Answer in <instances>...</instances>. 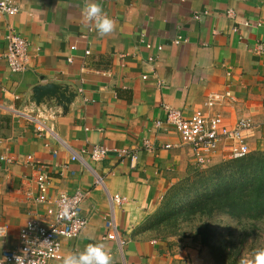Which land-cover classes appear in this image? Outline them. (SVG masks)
<instances>
[{
    "label": "crops",
    "instance_id": "crops-1",
    "mask_svg": "<svg viewBox=\"0 0 264 264\" xmlns=\"http://www.w3.org/2000/svg\"><path fill=\"white\" fill-rule=\"evenodd\" d=\"M93 2L114 22L111 34L99 37L84 19V7ZM8 31L29 44L23 73L10 72L4 59L2 35ZM259 44L264 0H22L18 14H0V158L11 159L0 160V224L7 227L0 252L17 247L27 221L45 223L46 206L35 203L33 181L44 172L50 200L89 193L82 206L85 230L61 241V258L52 264L88 244H102L111 264H210L196 246L141 232L168 190L194 167L191 151L179 146L165 123V109L186 118L199 111L218 114L227 127L251 119L257 130L250 153L264 151V54L254 51ZM40 86L52 87L37 106L31 101ZM224 92L229 99L204 106L208 95ZM94 146L107 149L102 161L90 159ZM121 149L136 154L134 168L129 158L117 157L114 150ZM219 161L216 156L212 165ZM115 195L123 198L114 206L122 245L104 239L109 197Z\"/></svg>",
    "mask_w": 264,
    "mask_h": 264
},
{
    "label": "built area",
    "instance_id": "built-area-1",
    "mask_svg": "<svg viewBox=\"0 0 264 264\" xmlns=\"http://www.w3.org/2000/svg\"><path fill=\"white\" fill-rule=\"evenodd\" d=\"M21 1L0 0V14L8 17L18 14L21 10ZM226 16L233 19L234 12L228 10ZM197 18L195 16V19ZM243 24L245 27L250 25L249 22ZM2 39L6 46L4 59L10 72L23 73L29 64L28 42L13 31L4 33ZM179 42V39L175 41V43ZM71 50H75V47H71ZM254 51L256 54H264V45H257ZM85 54H89V51H86ZM142 78L145 79L146 77ZM229 98V92L208 95L204 106L213 108ZM165 111V123L171 126L178 135L179 146H185L191 151L193 164L198 169L211 166L216 156L220 158L219 162H226L241 159L250 153L249 141L254 138L257 130L256 124L251 119L240 118L234 126L227 127L218 114L205 115L199 111L186 118L178 110L166 108ZM161 125V121L155 123L156 127ZM36 129L39 132L42 131L40 123ZM144 147L151 150L147 141L144 142ZM175 147L178 145H165L164 149ZM114 152L119 159L129 158L131 167H135L136 154L123 149L114 150ZM106 155L107 149L103 147L94 146L90 151V159L94 162L102 161ZM55 156L56 152L54 151L52 157L55 158ZM76 158L73 155L71 160L75 161ZM27 159L31 160V157L28 156ZM0 160L11 163V159L5 157H1ZM33 181L37 190V195L34 197L35 203L46 206L45 223H40L37 220L26 222L19 232L17 247L0 252V255L7 258L6 264H15L14 258L26 250V264H52L61 258V241L79 237L88 224L87 217L82 214V206L89 198L88 192L77 190L72 194L60 193L50 200L47 196L49 186L47 174L39 172L33 177ZM95 184H102V179L99 176L96 177ZM28 196L32 199L31 193ZM122 201L123 198L117 195L109 197L110 213L104 220V228L106 229L104 239L116 241L119 245H122L123 242L117 236L114 206L121 205ZM6 233L7 227L0 224V238H4Z\"/></svg>",
    "mask_w": 264,
    "mask_h": 264
},
{
    "label": "trees",
    "instance_id": "trees-1",
    "mask_svg": "<svg viewBox=\"0 0 264 264\" xmlns=\"http://www.w3.org/2000/svg\"><path fill=\"white\" fill-rule=\"evenodd\" d=\"M209 167L193 168L171 187L141 232L162 240L189 238L207 249L213 264H244L242 246L264 222V151ZM222 215L240 227L237 243L211 228Z\"/></svg>",
    "mask_w": 264,
    "mask_h": 264
},
{
    "label": "clouds",
    "instance_id": "clouds-1",
    "mask_svg": "<svg viewBox=\"0 0 264 264\" xmlns=\"http://www.w3.org/2000/svg\"><path fill=\"white\" fill-rule=\"evenodd\" d=\"M83 16L89 24H94L99 37L109 35L114 30V22L103 12L99 3L87 4L83 9ZM3 243V238H0V247L3 246ZM26 253L27 250L16 256L15 264H26ZM6 260V257L0 255V264H6ZM62 264H111V256L105 251L102 244H88L82 251L66 255ZM249 264H264V249L257 250Z\"/></svg>",
    "mask_w": 264,
    "mask_h": 264
},
{
    "label": "rangeland",
    "instance_id": "rangeland-1",
    "mask_svg": "<svg viewBox=\"0 0 264 264\" xmlns=\"http://www.w3.org/2000/svg\"><path fill=\"white\" fill-rule=\"evenodd\" d=\"M193 168L196 167L194 166ZM193 168H191L190 170H192ZM204 170H206V168ZM211 228L216 232V234L222 235V239L232 240V242L237 243L241 238L240 227L227 216L222 215L217 217L215 220H213V222H211ZM259 228L261 230H259L257 233H253L251 238H248L246 243H244V245L242 246L240 252V260L244 264H249V262L252 260L253 254L257 250L264 249V222L258 225V229ZM147 235L155 236V234H147ZM188 235L189 232H187L186 236ZM174 240L175 241L177 240L183 246H189V247L196 246L200 248V250L203 251L205 256L207 257V262L213 264V259L209 254V252L207 251V249L198 245L195 241L189 238H183V239L174 238Z\"/></svg>",
    "mask_w": 264,
    "mask_h": 264
},
{
    "label": "water",
    "instance_id": "water-1",
    "mask_svg": "<svg viewBox=\"0 0 264 264\" xmlns=\"http://www.w3.org/2000/svg\"><path fill=\"white\" fill-rule=\"evenodd\" d=\"M52 86H40V87H37L36 90H35V95L32 96V103H34L35 105H40L42 103V99L45 95V92L49 91L51 89ZM51 91H49L50 93ZM63 97V95H62ZM68 100H70L68 97H66V103L68 102Z\"/></svg>",
    "mask_w": 264,
    "mask_h": 264
}]
</instances>
